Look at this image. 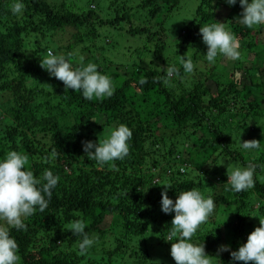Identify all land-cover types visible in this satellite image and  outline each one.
Instances as JSON below:
<instances>
[{"label":"trees","instance_id":"16d2710c","mask_svg":"<svg viewBox=\"0 0 264 264\" xmlns=\"http://www.w3.org/2000/svg\"><path fill=\"white\" fill-rule=\"evenodd\" d=\"M14 2L0 0V160L14 150L29 157L26 168L36 177L45 170L59 177L45 211L37 209L24 219L26 231L10 229L18 244V264H120L127 258L132 264H176L170 254L172 242L164 239L175 213L162 211L160 184L172 186L169 198L191 189L211 197L214 212L191 242L204 243L211 256L217 255L219 246L228 245L230 250L213 257V264H243L232 261L230 253L246 243L259 218L264 219V158L252 159L233 148L226 126L245 125L251 115V125L261 128L264 107L250 85L264 87V41L259 37L264 25L248 28L239 22V0L234 6L226 0H203L170 40L166 20L180 0H19L25 5L19 16L10 10ZM220 4L230 9L226 30L239 41L241 58L211 92L206 82L217 74L216 62L223 56L218 55L215 63L206 60L200 28L216 23ZM123 37L145 42L131 46L130 53L140 55H134L130 74L118 73L119 68H127L119 63L107 67L111 61L106 47ZM51 49L73 68L96 64L101 74L111 78L114 94L89 101L80 92L65 90L62 81L40 66ZM250 52L257 56L252 62L257 58L263 62L242 67ZM148 53H153L155 62L147 63ZM180 56L191 58L192 73L183 71ZM201 63L209 70L200 69ZM172 65L180 75L172 78L171 86L154 79L165 76ZM254 69L260 81L251 77ZM239 70L249 83L241 86L235 77ZM141 77L146 84L140 83ZM236 108L241 122L234 121ZM121 124L132 131V138L129 155L114 161L118 170L89 159L82 142L98 143ZM188 136L197 137L189 148ZM53 151L58 154L55 158ZM220 156L238 161L243 168L255 165V186L230 190L228 172L217 169ZM209 159L217 162L211 169L204 167ZM184 164L186 171L181 173ZM218 211L225 214L223 220H216ZM76 220L85 223V232L95 241L83 256L78 255L82 237L67 227ZM157 245L163 261L153 259L148 250Z\"/></svg>","mask_w":264,"mask_h":264},{"label":"clouds","instance_id":"9594fccd","mask_svg":"<svg viewBox=\"0 0 264 264\" xmlns=\"http://www.w3.org/2000/svg\"><path fill=\"white\" fill-rule=\"evenodd\" d=\"M230 6H234L237 0H226ZM242 7L240 14L241 23L248 28L264 25V0H239ZM10 10L14 15H21L25 5L19 0L12 3ZM203 42L207 45L206 60L215 63L218 55L230 60L241 58L239 51L240 43L237 38L226 30L224 23H213L203 25L200 28ZM180 65L185 73L194 71V64L191 58L187 60L180 56ZM40 66L50 76L62 81L65 90L73 89L80 92L86 100H103L114 94V86L109 76L101 74L97 65L89 63L86 66H73L63 55L54 54L48 50L41 58ZM180 71L175 66H169L166 75L154 78L162 81L165 86H171L172 78L179 77ZM141 84H146L145 77L140 78ZM132 138V131L126 125H119L110 130L109 135L99 140L83 141V150L89 159H93L98 165L108 164L111 170H118L114 161L123 160L129 155L128 141ZM243 150L258 149L260 141L252 139L241 142ZM58 154L53 151L52 158ZM49 162V157L44 158ZM29 157L17 151H8L5 158L0 160V264H18L20 260L18 244L10 236V229L27 230L24 219L35 214L37 209L44 212L48 207L52 196V189L57 186L59 177L45 170L39 178L31 170H27ZM184 171L186 165L184 164ZM180 167V168H181ZM179 168V169H180ZM183 171V169H181ZM180 171V172H181ZM183 171V172H184ZM181 172V173H183ZM255 165L249 164L245 168L236 167L228 171V184L230 190L241 192L255 186L254 182ZM164 186L161 193V209L165 214L175 213L171 220V228L166 241H171L170 254L176 264H213V257L229 251L228 245H221L216 256H211L205 251L202 245L191 242L200 226L206 223L215 209L214 200L211 197L205 198L200 191L191 189L180 192L175 201L167 195L170 184ZM47 197V198H46ZM257 217L255 214L249 215ZM68 230L73 235H79L82 240L79 243L78 255L88 254L89 248L94 244V239L85 232V223L76 220L68 224ZM98 239V238H97ZM232 261H241L243 264H264V219L259 218V226L256 227L247 237L246 243L240 245L238 250L231 251Z\"/></svg>","mask_w":264,"mask_h":264},{"label":"rangeland","instance_id":"374dc122","mask_svg":"<svg viewBox=\"0 0 264 264\" xmlns=\"http://www.w3.org/2000/svg\"><path fill=\"white\" fill-rule=\"evenodd\" d=\"M203 0H180L179 4H178V9L177 11L171 16V18H168L166 20V26L168 29V36L169 39L172 40L176 35H178L179 33V29L182 27V25H184L187 21H189L190 19H192L193 14L195 12V9L197 7V5ZM229 7L227 5L224 4H220L219 7H216L215 12H216V23H224L225 28L226 27V23L225 21H227L228 19V14H229ZM239 22L241 20H238ZM115 38V36H113ZM259 37H261L260 40L264 41V32H262ZM118 40V42H116ZM114 39V43H112L110 46L106 47V53L108 54L109 60L111 61L108 62V69L114 68V62L115 63H119L122 64L124 67L127 68H119L118 73H125L127 72V74L132 73L134 70L133 68H131L132 64L135 62L134 60H136L137 58L134 57V55H140L139 51H137L136 53H134V55H132L130 52L132 51V49L134 47L131 48L132 45L138 44V45H143L145 42L144 40L141 39V41L132 37L129 38H120V39ZM112 42L111 40L109 41V43ZM113 48H112V47ZM204 47L207 48V45H204ZM112 49H114L115 51L112 52ZM53 51V49H51ZM54 52V51H53ZM207 52V51H206ZM105 53V54H106ZM146 56V61L147 63H149L151 60H153L154 62L156 61L155 56H153V53H148ZM257 57L255 55H253V53H249L247 55V60L246 62L243 63L242 67H244L246 65V67H254V66H259L263 61L262 58H257L255 59L254 62H252V60ZM134 61V62H133ZM235 60H230L227 59L225 57H223L219 62L217 63V69L215 70L217 72L216 75H214V77L211 78V80H208L206 82V84H208L211 92H215L216 87H215V82H223V80H225L228 77V73L233 69V65ZM149 66H147L146 68H148ZM202 68H208L207 66H204V64L200 66V69ZM202 69V70H204ZM209 70V68L207 69ZM112 71V69H111ZM192 76V75H190ZM235 77L239 78L238 80L241 81V86L242 84L249 83V79L245 78V76L243 75L242 71H235ZM251 77L255 78L254 81H260L257 76V71L254 69L251 71ZM210 78V77H208ZM192 80H196V77L193 76ZM250 90H255L258 93V96L260 98V100H262L261 102V107H264V87L260 86L259 83H252V85H250ZM251 98V96H250ZM242 101V100H241ZM244 103V101H242ZM237 111V112H236ZM236 116L234 117V121H238L241 122V120H243L242 115L240 113V111L236 108ZM249 123L242 125L240 124H228L226 126V130L230 133V139L232 141V147L236 148L237 150L243 151L245 154L249 155L250 157H252V159H257L258 156H262V158H264V117L259 115V122L258 124L261 125V128L256 129V127L252 126L251 124L253 123V119L252 116L249 115L248 119ZM245 126V127H244ZM197 137L196 136H191L189 138H187L186 144L189 145L188 148L192 145L193 141H196ZM258 140L260 141V147L258 149H252V150H243L241 148V142L245 141V140ZM249 152V153H247ZM185 154V152L183 153ZM218 162V165H217ZM217 162L215 164H212L211 159L207 160V162L204 164L205 168H209L211 169L212 167H215L217 165V169L218 170H225L226 172L236 168V167H240L243 168V166L235 160H232L230 158L224 157V156H220L217 160ZM262 168H264V160L262 163ZM202 175V174H201ZM215 182L216 184L220 183V180H217V178H215ZM178 195L172 197L171 199L173 201L176 200ZM208 198V197H206ZM219 213H217L216 216V220H223V218L225 217V214L221 211H218ZM221 212V213H220ZM108 220L106 221V223L109 222L110 220V216L107 217ZM258 220V219H257ZM2 223V222H0ZM146 246V243H145ZM149 246V244H148ZM149 252L151 254V257L155 260H159V261H163L165 260V258L163 257V254L161 252V248L159 245L155 246V247H150ZM120 264H132V261L127 258L125 259L122 263Z\"/></svg>","mask_w":264,"mask_h":264},{"label":"built area","instance_id":"2783aa9c","mask_svg":"<svg viewBox=\"0 0 264 264\" xmlns=\"http://www.w3.org/2000/svg\"><path fill=\"white\" fill-rule=\"evenodd\" d=\"M181 169H183V171H184V167H181V168H180V171H181ZM183 171H181V172H183Z\"/></svg>","mask_w":264,"mask_h":264}]
</instances>
